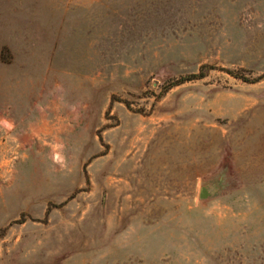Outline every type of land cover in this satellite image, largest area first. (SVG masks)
<instances>
[{"label": "rangeland", "instance_id": "1", "mask_svg": "<svg viewBox=\"0 0 264 264\" xmlns=\"http://www.w3.org/2000/svg\"><path fill=\"white\" fill-rule=\"evenodd\" d=\"M0 119V264H264V0H0Z\"/></svg>", "mask_w": 264, "mask_h": 264}, {"label": "clouds", "instance_id": "2", "mask_svg": "<svg viewBox=\"0 0 264 264\" xmlns=\"http://www.w3.org/2000/svg\"><path fill=\"white\" fill-rule=\"evenodd\" d=\"M0 126H3L4 128L11 130L15 127L14 123L8 119H0ZM62 145H55L54 148H60ZM53 160L55 163L61 164L62 166L64 165V157L60 152H55L53 156Z\"/></svg>", "mask_w": 264, "mask_h": 264}, {"label": "water", "instance_id": "3", "mask_svg": "<svg viewBox=\"0 0 264 264\" xmlns=\"http://www.w3.org/2000/svg\"><path fill=\"white\" fill-rule=\"evenodd\" d=\"M209 196H210L209 190H207L206 188H202L201 192H200V197L201 198H207Z\"/></svg>", "mask_w": 264, "mask_h": 264}]
</instances>
